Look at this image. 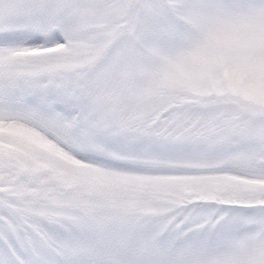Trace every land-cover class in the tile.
Instances as JSON below:
<instances>
[{"label":"snow or ice","instance_id":"snow-or-ice-1","mask_svg":"<svg viewBox=\"0 0 264 264\" xmlns=\"http://www.w3.org/2000/svg\"><path fill=\"white\" fill-rule=\"evenodd\" d=\"M0 264H264V0H0Z\"/></svg>","mask_w":264,"mask_h":264}]
</instances>
